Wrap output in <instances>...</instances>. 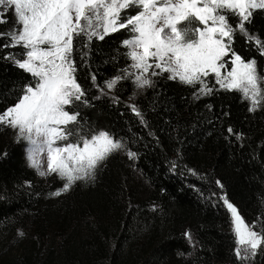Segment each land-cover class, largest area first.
<instances>
[{
    "label": "trees",
    "instance_id": "1",
    "mask_svg": "<svg viewBox=\"0 0 264 264\" xmlns=\"http://www.w3.org/2000/svg\"><path fill=\"white\" fill-rule=\"evenodd\" d=\"M5 19L0 33L16 25L9 13ZM229 23L239 21L229 13ZM246 29L264 41V9L253 11ZM129 38L120 30L88 47L81 38L74 59L86 95L70 109L136 153L130 164L140 182L111 156L91 183L52 195L65 181L40 178L25 163L22 144L0 131V264H264V245L248 262L237 258L221 199L264 232V105L250 111L239 91L212 80L215 91L198 95L199 84L165 74L135 99L141 116L127 105L131 78L118 83L113 99L97 97L129 69L122 44ZM7 43L0 38V114L36 83L9 58L22 59L23 48ZM232 47L246 61L254 58L261 74L264 55L254 41L237 32Z\"/></svg>",
    "mask_w": 264,
    "mask_h": 264
},
{
    "label": "snow or ice",
    "instance_id": "2",
    "mask_svg": "<svg viewBox=\"0 0 264 264\" xmlns=\"http://www.w3.org/2000/svg\"><path fill=\"white\" fill-rule=\"evenodd\" d=\"M131 8L140 10L124 16ZM0 9V23L7 22L8 11L16 17L13 29L0 33L8 40L3 47L23 48L22 59L9 58L36 81L0 114V126L17 129L29 142L33 166H41L36 157L46 152L47 168L40 175L57 174L66 181L52 195L68 192L77 181L94 179L102 163L125 148L106 131L71 141L75 133L70 126L78 123L79 114L68 106L86 95L77 82L74 59L81 38L88 47L93 39L103 40L120 30L132 33L122 42L129 50L130 69L109 80L108 90L132 77L137 88L152 87V76L168 73L169 79L183 84H199L198 95H209L215 89L206 78L212 76L220 89L239 91L250 101V111L264 105V75L258 73L256 60L246 61L232 47L239 32L264 55V41L246 29L253 11L264 9V0H0ZM229 13L239 18L237 25L229 23ZM192 21L202 27H191ZM132 110L141 116L134 105ZM127 154L136 157L132 151ZM221 199L231 213L235 254L247 261L264 245V232L253 230L227 197Z\"/></svg>",
    "mask_w": 264,
    "mask_h": 264
},
{
    "label": "rangeland",
    "instance_id": "3",
    "mask_svg": "<svg viewBox=\"0 0 264 264\" xmlns=\"http://www.w3.org/2000/svg\"><path fill=\"white\" fill-rule=\"evenodd\" d=\"M0 10H2V9H0ZM139 10H140L139 8H131V9L127 10V12L124 13L123 15L124 16L135 15ZM8 13L11 15L12 19L16 22V17L14 15V12L13 11H8L7 14ZM236 18L239 21V18L238 17H236ZM4 19H5V17H4ZM190 26L195 28V27L201 26V25H198V22H196V21H192ZM131 35H132V33H130V37H131ZM226 59H229V58H226ZM131 64H132V61H131ZM129 69H130V67H129ZM227 70H230V64H229ZM258 70L259 69L257 67V71ZM157 71H159V70H157ZM258 73H259V71H258ZM164 74L169 77L168 73H164ZM261 75H264V68L261 71ZM159 76H161V75H159ZM155 77H157V76H152L151 79L153 80ZM131 79L133 81L134 77H132ZM206 79L207 80H212L214 82V84H216L214 77L211 76V77L206 78ZM133 88H134V90H133L132 94L130 95V97H129L128 101H127V105L129 107H131V108L134 105V101L137 98V96L140 95L141 93H143L144 90L147 87H145V88H137L134 85V83H133ZM96 92H97V97H99V98L100 97H107V98H112L113 99V97H114V89L108 90L105 86L103 88H98L96 90ZM76 102H81L82 103L83 100L82 101H75L73 104H75ZM72 105L68 106V109L70 111H71L70 108H71ZM70 127L74 130V133H75L73 135V137H71V141L72 142H76L81 136H84L86 138H90L92 135L97 134L100 131H105V130H103L100 127L97 128V127H94L92 125H89L85 121L82 122V121H79V120H78V123H76L74 125H71ZM0 131H5L8 134L7 136H9L11 138V140H13V142H19V143L22 144V147H23V158H24L25 163L29 167L33 168L40 178H46V177H49L51 175H55V176L59 177L57 174L44 175V176L40 175V172L42 170L46 171V168H47V154H46V152L45 153H41V154H39L36 157V159L40 162V165H41L40 167L33 166L32 147H31V145L29 144V142L27 140H24V139L19 137L17 129H14V128L9 127L7 125H2V126H0ZM127 153H128V151L126 150V148H124L122 150H119V151H116V152L112 153L109 157L114 156V157H117L120 161H122V163H123V172H126L128 174V177H131L134 180V182L139 183L140 182L139 177H138L137 173L134 171L132 164H130L132 159L129 158ZM93 180L94 179L86 180V181H84V180L77 181L76 184H80V185L85 186V185L91 183ZM223 203H224V201H223ZM228 213H229V216H230V228H231V231H232V233H233V235L235 237L234 226L232 224V219H231V213L229 211H228ZM250 227H253V226H250ZM253 230L259 232L258 228H256V227H253ZM235 243H236V237H235ZM237 246L238 245L236 243L235 250H236ZM252 258L253 257H251L249 260H247L245 262H248V261L252 260Z\"/></svg>",
    "mask_w": 264,
    "mask_h": 264
}]
</instances>
